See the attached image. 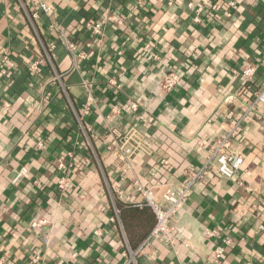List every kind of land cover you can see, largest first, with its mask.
Wrapping results in <instances>:
<instances>
[{
  "label": "crops",
  "instance_id": "0c3cea01",
  "mask_svg": "<svg viewBox=\"0 0 264 264\" xmlns=\"http://www.w3.org/2000/svg\"><path fill=\"white\" fill-rule=\"evenodd\" d=\"M225 1L46 0L50 18L33 25L19 0H0L2 264H129L156 222L150 207L119 213L120 203L143 201L134 182L163 201L237 124L229 149L244 158L238 174L217 176L211 159L171 220L174 243L156 239L130 264H264V104L248 109L264 70L242 77L264 59V0ZM189 2L202 8L199 23ZM52 42L51 61L32 74ZM171 74L180 81L166 91ZM21 167L28 174L13 184Z\"/></svg>",
  "mask_w": 264,
  "mask_h": 264
},
{
  "label": "built area",
  "instance_id": "2783aa9c",
  "mask_svg": "<svg viewBox=\"0 0 264 264\" xmlns=\"http://www.w3.org/2000/svg\"><path fill=\"white\" fill-rule=\"evenodd\" d=\"M21 6L25 13L27 14L30 22L34 25L35 19L39 17V14H43L45 17L50 18L52 7L46 2V0H19ZM138 2H142V0H137ZM202 4H206L208 0H199ZM221 1V0H217ZM225 1V0H222ZM225 4L228 7H235L237 5V0H226ZM189 8L193 9L196 12L195 15V22H200V15L202 12L201 7H196L194 2L188 3ZM230 16V15H229ZM88 28H92L96 34L101 33V29L99 25L92 26L91 24H87ZM51 29L58 34V41L64 44L70 51L76 50V44L68 42L66 35L63 31L53 23L51 24ZM56 47V42H52L49 44L46 50V57L37 59L30 63L28 69L32 74H41L43 70V64L45 60L51 61L52 59V51ZM3 66L0 65V68ZM259 69L264 70V59L260 62V64H249L246 68L242 71V77L245 78L247 81L252 80L256 74L258 73ZM56 79H60V76H57ZM180 81V77L177 74H171L163 81V89L166 91H170L177 85ZM109 84L119 89L120 86L114 79L109 80ZM264 104V84L260 88V90L255 94L253 102L249 106V110H254L257 105ZM6 107H9V104H6ZM130 109L132 111H136L138 109V105L136 103L131 102ZM247 114V112H246ZM245 115L242 116L244 118ZM239 130V124L235 125L234 129L228 132V134L221 136L218 141L215 143V146L212 149V153L210 155V159L207 161L204 168L199 171L191 170L189 171V175L185 183L182 185L168 189L165 198L163 201H159L156 199L155 194L152 188H145L140 183L134 182L135 190L142 194L143 202L145 205L151 207L153 210L156 223L150 234L143 240V242L139 245L136 250H129V264L136 262V257L143 252L154 240L159 239L160 241L164 242L165 244L172 245L174 243V235H173V228L171 226V220L174 216L179 212V210L184 206L187 199L189 198L193 185L203 178L209 171V166L211 164V159H216V175L222 178L231 179L235 175L238 174L240 171L243 163L244 158L241 154L236 153L229 149L230 142L232 136L236 134ZM127 142V141H125ZM123 149L122 147H120ZM123 154L127 157L132 156L133 148L130 146L123 149ZM64 165L63 163H61ZM28 174V169L26 167H21L17 173L15 174L14 178L12 179L13 184H18L24 177ZM69 188L68 178L65 174H62L57 179V189L59 192L63 193ZM126 200L130 201L128 197ZM118 212V211H117ZM45 221L42 220L40 222L34 223L33 226H40L44 224ZM263 228V226H262ZM214 232H207L208 236H213ZM230 244L229 237H225L222 241V245L218 246L214 253L213 259L214 262L218 263L221 260V257L226 252V248ZM0 264L1 261H0Z\"/></svg>",
  "mask_w": 264,
  "mask_h": 264
},
{
  "label": "trees",
  "instance_id": "16d2710c",
  "mask_svg": "<svg viewBox=\"0 0 264 264\" xmlns=\"http://www.w3.org/2000/svg\"><path fill=\"white\" fill-rule=\"evenodd\" d=\"M128 207L129 208H132V209H128ZM147 208V207H149V206H147V205H145L144 204V202L142 201V202H139V203H126V202H122V203H120L119 205H118V211H119V213H121V215H125L126 213H129V216H127V217H131V218H133V208ZM151 208V207H150ZM123 219H124V217L123 216H121ZM156 223V222H155ZM125 225H126V223H125ZM155 226V225H154ZM150 234V233H149ZM149 234H147L144 238H143V240H145V238L149 235ZM142 240V241H143ZM131 247H132V249H133V244H131ZM138 247V246H137ZM136 247V248H137ZM136 248H134V249H136Z\"/></svg>",
  "mask_w": 264,
  "mask_h": 264
}]
</instances>
